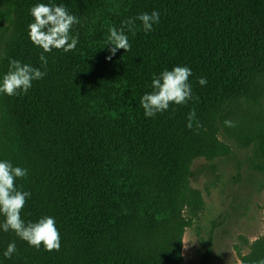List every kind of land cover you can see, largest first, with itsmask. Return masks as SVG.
<instances>
[{
  "label": "trees",
  "instance_id": "obj_1",
  "mask_svg": "<svg viewBox=\"0 0 264 264\" xmlns=\"http://www.w3.org/2000/svg\"><path fill=\"white\" fill-rule=\"evenodd\" d=\"M37 3L78 18V44L44 53L47 75L27 94L0 93V161L28 170L15 182L31 193L21 218L53 217L61 246L37 249L0 229V264H183V235L204 209L193 162L236 146L264 171V0H0V79L9 59L41 68L28 29ZM154 10V30L136 21L131 50L107 60L108 28ZM175 66L191 69L194 99L145 117L153 76ZM192 110L198 130L186 127ZM239 257L264 259V232ZM209 259L207 248L200 264Z\"/></svg>",
  "mask_w": 264,
  "mask_h": 264
},
{
  "label": "clouds",
  "instance_id": "obj_2",
  "mask_svg": "<svg viewBox=\"0 0 264 264\" xmlns=\"http://www.w3.org/2000/svg\"><path fill=\"white\" fill-rule=\"evenodd\" d=\"M30 15L33 22L29 23V37L31 42L43 49L39 56L41 68H35L19 60L9 59L8 71L0 79V93L8 96L24 95L31 89L34 81L41 80L47 75L48 60L44 53H51L53 49L64 52L73 51L78 44L79 34L71 35L73 25L79 24L80 20L69 14L63 4L37 3L30 8ZM136 21H140L145 33L154 30V25L160 21L158 11L141 13L136 17H130L121 22L119 28L110 26L105 40L109 47L110 55L106 57L111 60L117 51L123 49L125 52L131 50L129 37L136 35ZM192 75L191 69L187 66H175L172 70H164L158 76L154 75L151 83L152 91L145 93L140 104L144 110L145 117L155 118L158 113L168 110L170 104H186L194 99L192 87L188 83V78ZM198 83L203 86L207 81L199 78ZM186 127L198 130L202 127L196 119L195 110L189 112ZM224 126L236 127L231 120H225ZM28 170L21 167H14L10 161H0V229L4 232L12 231L22 241L29 246L39 249L42 245L46 251H58L61 246L60 234L53 217L45 216L37 222H25L21 218V211L30 198L31 193L17 188L16 180L25 178ZM15 242L9 243L3 252L5 258L11 259L16 252ZM254 264H264V259L255 261Z\"/></svg>",
  "mask_w": 264,
  "mask_h": 264
},
{
  "label": "rangeland",
  "instance_id": "obj_3",
  "mask_svg": "<svg viewBox=\"0 0 264 264\" xmlns=\"http://www.w3.org/2000/svg\"><path fill=\"white\" fill-rule=\"evenodd\" d=\"M231 149L228 157L192 164L191 186L204 209L183 235V264H200L207 248L209 264H240L239 254L264 232V171L253 167L250 149Z\"/></svg>",
  "mask_w": 264,
  "mask_h": 264
}]
</instances>
